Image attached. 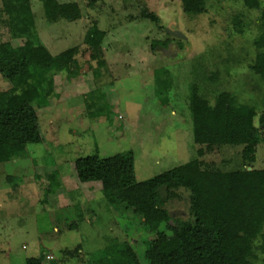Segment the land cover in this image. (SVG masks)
Here are the masks:
<instances>
[{"label": "rangeland", "instance_id": "374dc122", "mask_svg": "<svg viewBox=\"0 0 264 264\" xmlns=\"http://www.w3.org/2000/svg\"><path fill=\"white\" fill-rule=\"evenodd\" d=\"M49 1L18 3L29 2L36 38L53 55L77 47L73 69L78 76L65 74L59 80L61 85L68 83L69 93H63V102L39 116L41 141L29 143L20 159L0 164V264H25L42 251L52 257L48 260L52 264H86L82 262L89 254L123 240L142 252L134 241L144 231H126L127 215L119 218L113 212L101 183H81L74 162L93 154L105 159L131 150L139 181L196 157L209 170L245 169L242 146L194 133L193 64L202 60L208 73L218 74L215 86L202 85L211 102L218 88L234 93L240 102H255L260 114L264 83L250 66L257 52L254 40L261 32L258 19L262 11L247 9L242 0H208L206 11L195 16L184 13L181 0H129L128 8L122 0H54L56 4L77 2L82 18L52 25L43 15ZM141 4L159 17L161 27L149 19H129L130 13H139ZM236 15L242 16L243 33L233 25ZM164 29L185 36L176 37L183 40L182 48L176 41L167 42ZM96 30L106 33L101 44ZM9 39L7 31L0 29V42ZM93 54L108 63L110 72L105 80L102 72L104 85L98 88L103 107L98 110L106 117L91 118L80 97L95 89L97 60ZM23 68V64L0 68V106L7 105L5 78ZM256 158L253 167L264 169V144ZM179 193L181 200L170 202L169 209L187 216L188 193ZM78 246L82 260L65 254ZM263 259L261 254L257 264H264Z\"/></svg>", "mask_w": 264, "mask_h": 264}, {"label": "trees", "instance_id": "16d2710c", "mask_svg": "<svg viewBox=\"0 0 264 264\" xmlns=\"http://www.w3.org/2000/svg\"><path fill=\"white\" fill-rule=\"evenodd\" d=\"M207 1L181 0L184 13L189 16L203 14ZM242 2L249 10L262 11L258 19L261 32L254 40L257 52L250 69L264 83V0ZM26 3L13 0L9 4L3 0L0 8V29L10 35L8 41L0 42V68L24 65L20 73L5 78L9 88L5 92L7 105L0 106V164L20 159L29 143L41 141L39 116L58 101L63 102L64 94L69 93L68 83L61 85L59 80L65 74L78 76L73 69L77 64V47L53 55L36 38L35 16L29 2ZM122 3L128 8L129 0ZM138 7L139 13H130V20L144 18L160 26L159 17L146 5ZM43 15L52 25L76 23L82 18L77 2L56 4L54 0L44 7ZM233 25L236 32H244L241 15L234 17ZM96 35L101 44L106 33L96 30ZM166 35L167 42L176 41L182 48L183 40L167 32ZM92 56L97 60L93 70L95 89L80 97L91 118L106 117L98 110L102 107L98 88L104 85L102 72L104 80L109 76L108 63L96 54ZM193 76L190 106L194 133L210 140L221 139L226 145L242 146L245 169L209 170L196 157L139 181L136 156L131 150L105 159L98 154L77 158L73 166L78 180L101 183L103 197L113 212L119 218L127 215L125 230L144 231L134 241L142 256L130 241L123 240L89 254L82 263L86 260V264H257L260 255H264V169L253 167L259 146L264 144V99L260 114L255 102H240L234 93L218 88L213 91L211 102L203 87L215 86L218 74L208 73L202 60H196ZM179 190L188 193L187 216L169 209L170 202L181 200ZM45 253L28 258L25 264H52ZM82 253L79 246L65 251L78 261L82 260Z\"/></svg>", "mask_w": 264, "mask_h": 264}, {"label": "water", "instance_id": "95a60500", "mask_svg": "<svg viewBox=\"0 0 264 264\" xmlns=\"http://www.w3.org/2000/svg\"><path fill=\"white\" fill-rule=\"evenodd\" d=\"M170 35H173L174 37L181 38V39H186L185 36L179 32V31H173L170 29H167Z\"/></svg>", "mask_w": 264, "mask_h": 264}, {"label": "built area", "instance_id": "2783aa9c", "mask_svg": "<svg viewBox=\"0 0 264 264\" xmlns=\"http://www.w3.org/2000/svg\"><path fill=\"white\" fill-rule=\"evenodd\" d=\"M46 258H47L48 260L52 259V257L49 256V255H47Z\"/></svg>", "mask_w": 264, "mask_h": 264}]
</instances>
